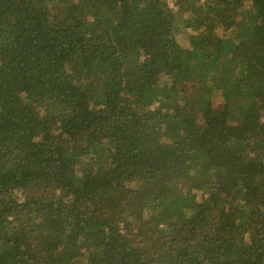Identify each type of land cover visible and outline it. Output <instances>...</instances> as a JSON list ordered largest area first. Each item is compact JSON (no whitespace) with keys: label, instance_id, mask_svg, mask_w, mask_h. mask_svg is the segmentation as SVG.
<instances>
[{"label":"trees","instance_id":"obj_1","mask_svg":"<svg viewBox=\"0 0 264 264\" xmlns=\"http://www.w3.org/2000/svg\"><path fill=\"white\" fill-rule=\"evenodd\" d=\"M0 264H264V0H0Z\"/></svg>","mask_w":264,"mask_h":264},{"label":"rangeland","instance_id":"obj_2","mask_svg":"<svg viewBox=\"0 0 264 264\" xmlns=\"http://www.w3.org/2000/svg\"><path fill=\"white\" fill-rule=\"evenodd\" d=\"M214 103L218 104V103H220V101H218V99H216V100H214ZM199 198L202 200L203 196H201V194H199Z\"/></svg>","mask_w":264,"mask_h":264}]
</instances>
